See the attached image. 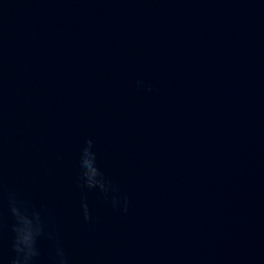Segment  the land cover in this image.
Masks as SVG:
<instances>
[{"label":"water","instance_id":"95a60500","mask_svg":"<svg viewBox=\"0 0 264 264\" xmlns=\"http://www.w3.org/2000/svg\"><path fill=\"white\" fill-rule=\"evenodd\" d=\"M16 261L264 264V0H0Z\"/></svg>","mask_w":264,"mask_h":264},{"label":"clouds","instance_id":"9594fccd","mask_svg":"<svg viewBox=\"0 0 264 264\" xmlns=\"http://www.w3.org/2000/svg\"><path fill=\"white\" fill-rule=\"evenodd\" d=\"M86 154H88V153H87V150H86ZM83 165H84L85 168H88V167L91 166L90 163H89V161H88L87 159H84V160H83ZM85 174H87V173H85ZM14 211H15V209H14ZM21 242H22L24 245H26L24 241L21 240ZM26 246H28V251H27V254H26V256H25V262H26V261H27L32 255H34V252H33L32 248H31V245H26ZM17 251H18V252H21V251H24V249L21 248V247L19 246V244H18V245H17ZM14 264H19V261L14 262Z\"/></svg>","mask_w":264,"mask_h":264}]
</instances>
